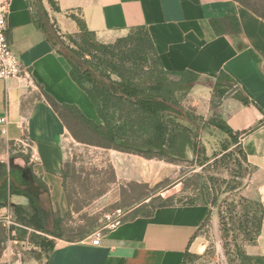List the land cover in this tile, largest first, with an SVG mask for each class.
Masks as SVG:
<instances>
[{
    "label": "crops",
    "instance_id": "obj_1",
    "mask_svg": "<svg viewBox=\"0 0 264 264\" xmlns=\"http://www.w3.org/2000/svg\"><path fill=\"white\" fill-rule=\"evenodd\" d=\"M43 14L60 36L78 31L69 17L74 14L104 43L132 28H145L164 71L198 76L188 93L194 105H205L202 98L210 99L216 81L220 90L236 88L228 97L219 98L218 105L221 122L237 135L247 163L254 168L250 187L263 207L260 233L245 252L264 258V20L233 0L9 1L6 38L26 77L0 80V118L7 121L0 126V188L4 185L0 245L15 242L21 250V264H181L186 252H202L199 231L212 210V187L206 177L198 175L180 204L146 207L111 230L103 227L75 238L62 234L61 221L69 210L63 150L71 135L64 106L76 107L95 124L100 120L87 95L71 79L64 58L40 28ZM23 137L33 156L28 162L15 155V144ZM190 152H186L187 160ZM22 181L27 185L22 186ZM10 182L35 199L49 230L59 223L60 238L19 222L22 208L31 211V206L27 196L8 192ZM22 230L27 232L24 239ZM32 233L48 242L46 251L28 240ZM95 233L100 239L97 246L90 243ZM11 261L16 258L1 250L0 264Z\"/></svg>",
    "mask_w": 264,
    "mask_h": 264
},
{
    "label": "trees",
    "instance_id": "obj_2",
    "mask_svg": "<svg viewBox=\"0 0 264 264\" xmlns=\"http://www.w3.org/2000/svg\"><path fill=\"white\" fill-rule=\"evenodd\" d=\"M233 1L264 20V8L257 4V6L251 5L250 0ZM257 1L264 5V0ZM69 17L78 28L74 34L58 35L44 14L40 28L46 33L57 53L64 58L73 82L89 98L100 124L86 119L76 107L64 106V110L81 120L96 135L119 151L164 159L170 163L187 161V150L196 149L189 126L195 127L196 122L201 119L180 105L179 96L190 92L198 82V76L190 72L169 74L164 71L151 38L143 27L132 28L128 30L127 35L107 45L99 42L79 17L74 14H70ZM66 40H69L74 47L67 45ZM130 42H132L131 49H122V45L125 46ZM149 55H152V64L149 63ZM218 85L219 82L216 81L212 88L214 94L222 98L228 92L220 90ZM241 101L247 104L245 99ZM50 103L54 109H58L52 101ZM206 124L224 133L231 143L238 146L242 153V162L254 172V168L247 163L237 135L233 134L224 122L208 121ZM227 148V145L224 146L223 151L226 152ZM15 155L22 156L27 162L29 160V155L18 152ZM224 158L225 155H222L220 159ZM207 162V157L204 155L199 157L196 154V163L199 167H203ZM209 182L214 193L212 209H218L222 238L227 245L233 241L237 253L242 254V247L238 245L237 240L241 237L244 242L251 245L256 242L262 225V204L259 199H249L242 195L237 196L236 201L234 199L230 201L229 198L219 201L214 180L209 178ZM26 185V181H22V186ZM2 187L4 185L0 188V194L3 193ZM228 188L227 192L233 193L238 192L240 186L234 183ZM8 192L22 194L29 199L31 211L22 208V218L18 219L23 226L60 238L59 223L54 224L49 230L42 221L35 199L29 193L15 188L11 182ZM2 201L4 200H0V206ZM171 205L172 202L166 199L160 206ZM144 207L145 204L137 207L122 221L141 212ZM211 215L212 210L208 212L205 223L209 221ZM86 233L89 232L84 234ZM26 234L27 232L22 230V239ZM28 240L37 242L45 251L47 250L48 242L44 243V239L33 233L28 234ZM244 256L250 261L264 264L262 257H250L245 254ZM191 258L196 256L186 252L181 264H186Z\"/></svg>",
    "mask_w": 264,
    "mask_h": 264
},
{
    "label": "rangeland",
    "instance_id": "obj_3",
    "mask_svg": "<svg viewBox=\"0 0 264 264\" xmlns=\"http://www.w3.org/2000/svg\"><path fill=\"white\" fill-rule=\"evenodd\" d=\"M250 4L264 8L257 0H250ZM115 40L109 43L98 41L109 45ZM65 42L74 47L69 40ZM131 43L122 45V49H131ZM151 57H148L150 64L153 63ZM179 102L186 111L201 119L195 127L189 126L196 149L189 153V160L181 163L119 151L81 120L69 113L66 115L71 135L63 150L64 187L69 207L61 221L64 236L75 238L85 232L100 231L118 215L143 204L144 208H154L166 199L172 204H180L188 196L190 182L198 175L208 181L209 178L214 180L219 201L224 198L236 201L239 195L256 199L255 191L250 187L253 171L242 162L239 147L224 133L206 124L208 121L221 122L223 117L221 105H218L220 99L214 91L210 99L202 98L205 105H194V98L188 94L179 96ZM226 145L228 148L224 152ZM196 154L207 157L208 162L203 167L197 165ZM222 155H225L224 159H220ZM234 183L240 186L239 191L227 192ZM161 195L172 196L163 199ZM199 236L204 248L200 254L190 253L196 258L187 260L186 264H258L244 258V254L250 256L245 248L251 244L241 237L237 243L242 247V254L237 253L233 241L229 245L225 243L219 228L218 209H212L211 218L201 227Z\"/></svg>",
    "mask_w": 264,
    "mask_h": 264
},
{
    "label": "built area",
    "instance_id": "obj_4",
    "mask_svg": "<svg viewBox=\"0 0 264 264\" xmlns=\"http://www.w3.org/2000/svg\"><path fill=\"white\" fill-rule=\"evenodd\" d=\"M9 1L10 0H0V80L7 79H21L26 77V73L23 72V69L20 65V62L17 56L11 49L10 44L6 38V27H7V18L9 13ZM7 123L6 118H0V126H3ZM18 153L30 156V145L27 138L23 137L18 140L15 144ZM122 216L118 215L115 219L110 221L107 225L104 226V229L111 230L120 224ZM92 239L90 241L91 245L97 246L99 244V234L95 233L91 235ZM90 238V237H89ZM10 244L9 246H7ZM8 244H1V248L11 256L16 258V262H10V264H21L19 261V255L21 250L17 247L15 242H9Z\"/></svg>",
    "mask_w": 264,
    "mask_h": 264
},
{
    "label": "water",
    "instance_id": "obj_5",
    "mask_svg": "<svg viewBox=\"0 0 264 264\" xmlns=\"http://www.w3.org/2000/svg\"><path fill=\"white\" fill-rule=\"evenodd\" d=\"M236 90V88H231V91L230 92H228L227 94H226V97H228L229 95H231L234 91ZM29 181H30V184L31 185H33V179H32V176L30 175L29 176ZM28 190V189H27ZM45 217H46V215H45V213H43L42 214V219H43V222H45Z\"/></svg>",
    "mask_w": 264,
    "mask_h": 264
}]
</instances>
